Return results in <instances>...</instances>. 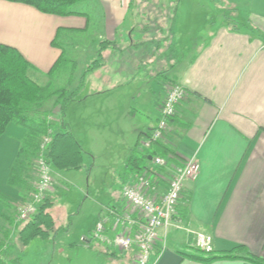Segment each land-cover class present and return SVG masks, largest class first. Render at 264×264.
Listing matches in <instances>:
<instances>
[{
  "label": "crops",
  "instance_id": "obj_1",
  "mask_svg": "<svg viewBox=\"0 0 264 264\" xmlns=\"http://www.w3.org/2000/svg\"><path fill=\"white\" fill-rule=\"evenodd\" d=\"M221 1L234 7L238 19L243 17L244 21L235 27L221 24L207 29V25H201L199 29L206 30V34L197 39L185 36L180 58L172 49L179 45L175 32L166 51L160 53L157 46V51L140 56L143 44L153 41L138 33V26L145 23H140L137 13L134 22L126 27L132 0H98L103 19L101 30L96 33L95 53L98 55L102 41L119 43V47L104 52V73L116 79L113 73L123 76L135 69L145 72L141 91L133 100L138 99L137 108L145 113L146 120L134 123L137 108L133 109L130 102L125 106L120 103L122 88L130 85L132 79L114 82L105 76V86L96 87V100L92 101L99 114L110 113L108 117L105 114L104 124L123 127L124 135L133 134L134 149L138 148L141 139L157 127L170 86L180 85L187 92L162 142L171 150V166L160 170L159 176L167 188L175 168L190 159L199 161L201 171L197 180L186 184L179 217L167 232L166 248L160 240L150 264H254L245 259L202 263L186 258L185 254L195 252L199 233L213 237L214 255L234 254L264 261V0ZM89 28L90 18L82 12L47 15L28 5L0 0V44L17 49L35 68L30 76L42 86L50 82L49 73L61 57L67 59L59 38L63 34H85ZM124 30H128L127 35ZM127 50L137 54L134 69L124 55ZM114 59L119 62L115 70L109 65ZM98 70L92 73L99 74ZM90 93L93 95L92 90ZM66 126L76 137L71 125ZM26 133L24 128L11 124L0 138V192L12 203L10 211L15 213L24 198L9 185V175ZM63 173L71 172L52 173L55 186L47 200L52 204L50 212L56 223L61 215L66 224L68 211L59 207L54 210L51 201V196L60 190V183L67 181ZM135 183L134 177L129 184ZM125 207L121 197L119 204L107 208L106 213ZM6 212L0 204V230L5 226ZM137 230H133L134 234ZM123 231L117 227L110 234ZM109 252L124 258V264H131L135 254Z\"/></svg>",
  "mask_w": 264,
  "mask_h": 264
},
{
  "label": "rangeland",
  "instance_id": "obj_2",
  "mask_svg": "<svg viewBox=\"0 0 264 264\" xmlns=\"http://www.w3.org/2000/svg\"><path fill=\"white\" fill-rule=\"evenodd\" d=\"M131 8L132 12L126 27L134 22L133 17L137 13L140 23H145L143 26H138V33L143 34L145 39L153 41V43L147 44L145 42L143 44L144 48H141L140 56L143 54L146 56L147 53L157 51V46L160 53L166 51L170 41L174 38L172 34L175 32L177 35L174 39L179 42V45L173 46L172 49H174L176 56L182 57L185 36L197 39L206 34V30L199 29L201 25H207V29L221 24H229L235 27L239 22L244 21L243 17L238 19L234 7L221 0H132ZM73 9L89 16L90 28L85 34L79 33L76 36L63 34L59 38V42L66 52L67 62L50 77L49 83L52 85L51 91L65 89L67 94L59 105L55 104L57 97L51 98L46 102L44 110L50 112L54 121H58L57 123L53 122L50 136L63 131L60 123L71 125L78 142L86 152L84 156L85 167L81 172L63 173L62 175L66 176L67 181L61 182L60 190L51 196V201L54 203L53 209L59 207L67 210V218H69L65 224L61 215H58L56 227L60 232L56 237L48 240H34L26 248L19 244L18 230L10 228L8 221H5L4 227L12 231V236L2 256L6 260L20 257L22 264L125 263L124 258L113 256V253L109 252L111 249L96 242L87 244L82 241L83 238L89 237L90 233L102 221L106 209L119 204L125 186L133 180L135 171L129 170L126 165L133 153L130 150L134 149L136 139L133 134L124 135L123 127L120 129L113 125L106 126L104 123L110 113L99 114L95 110V104L92 103L96 100L95 97L93 98L96 96L93 94L97 92L96 87L105 86L107 81L105 76L111 75L105 74L103 67L100 70L97 69L99 74L94 75L93 71L87 72L88 67L98 56L95 53V40H97L96 37L98 38L96 33L102 27L103 12L100 4L98 0H82ZM143 27L147 28L141 29ZM127 33L128 30L126 35ZM116 47H119L118 42ZM125 52L124 55L130 61L128 62L129 67L131 69L136 68L134 57L137 54L129 50ZM113 63L109 64L110 68L114 70L116 67L119 68V62L116 59L113 60ZM112 75L116 78L110 76L114 82L132 79L130 85L122 88L120 103L125 106L130 102L132 108L136 109L138 99H133L141 91V80L145 72H139L135 69V72L123 76L118 73ZM76 90H78L77 96L82 93V97L70 98V94ZM91 90L93 95L89 94ZM66 98H68L67 101ZM62 106H64V114L66 115L64 119L60 113ZM136 116L137 118L134 119L136 124L146 120L145 113L141 109H136ZM121 131L122 133H120ZM143 139L145 137L141 141ZM51 170L52 173L56 172L52 166ZM37 179L38 175L35 169L32 172L34 185ZM161 188L164 189L165 185L161 184ZM10 205L12 206L11 202ZM5 215L15 225H23L17 221V213L7 210ZM2 233H4V229ZM194 250L195 252L199 251L196 245Z\"/></svg>",
  "mask_w": 264,
  "mask_h": 264
},
{
  "label": "trees",
  "instance_id": "obj_3",
  "mask_svg": "<svg viewBox=\"0 0 264 264\" xmlns=\"http://www.w3.org/2000/svg\"><path fill=\"white\" fill-rule=\"evenodd\" d=\"M11 3H20L34 7L39 12L47 15L70 16L76 14L73 7L82 0H4ZM234 27V26H233ZM56 46V42H53ZM116 42L102 41L99 44L97 59L88 67L87 71H94L103 66L104 52L109 48L116 47ZM67 62L61 59L51 69L53 74ZM35 68L15 48L0 44V138L6 133L11 124L24 128L27 133L21 141V147L17 159L11 168L9 185L20 191L24 200H27L34 190L32 172L37 170V160L43 157L55 170L60 172H79L85 167V150L78 142L68 127L60 123L63 131L50 136L54 121L49 111L44 110L46 102L57 97L56 105L64 99L65 89L51 91L52 85L45 86L37 83L31 76L30 71ZM78 90L70 94V98L76 97ZM68 98L65 100L67 101ZM64 115V106L61 107ZM49 139V143L43 150V142ZM171 150L162 142H156L150 150L141 152L137 147L129 158L127 168L134 172L137 179L142 173L149 171L150 158L155 156L166 157ZM0 204L10 210V201L0 192ZM52 204L46 199L39 207L38 213L32 220L22 226L15 225L13 221L3 215L8 221L10 228L18 230L20 246L27 247L34 240H48L54 238L60 232L57 223L50 212ZM185 211V210H184ZM10 221V222H9ZM4 229V233L2 230ZM2 235V237H1ZM12 231L5 227L0 230V264H21V258L8 261L2 254L9 243ZM91 247V246H90ZM108 251V250H107ZM185 257L202 263H212L218 260L245 259L254 264H264V261L254 257H239L234 254L214 255L205 254L201 251L185 254Z\"/></svg>",
  "mask_w": 264,
  "mask_h": 264
},
{
  "label": "built area",
  "instance_id": "obj_4",
  "mask_svg": "<svg viewBox=\"0 0 264 264\" xmlns=\"http://www.w3.org/2000/svg\"><path fill=\"white\" fill-rule=\"evenodd\" d=\"M186 96L187 92L182 86H170L162 103L157 127L139 144L141 152L150 150L156 142L164 141L169 132L170 121L177 115L178 107ZM48 143L49 139H45L43 150ZM172 159L171 155L152 157L149 171L138 176L135 184L125 186L122 198L126 207L119 212L109 210L90 236L82 241L87 244L96 242L118 253L134 251L131 264H150L155 246L160 240L163 242V249L166 248L167 232L179 217L178 209L186 184L197 180L201 171L197 159L181 162L163 191L159 171L170 167ZM36 172L38 179L34 190L17 207V221L23 224L33 219L54 187L51 166L43 157L37 160ZM117 227H122L124 231L111 235L110 232ZM135 228L138 230L134 234ZM196 246L205 254L213 253V237L197 234Z\"/></svg>",
  "mask_w": 264,
  "mask_h": 264
},
{
  "label": "water",
  "instance_id": "obj_5",
  "mask_svg": "<svg viewBox=\"0 0 264 264\" xmlns=\"http://www.w3.org/2000/svg\"><path fill=\"white\" fill-rule=\"evenodd\" d=\"M152 160V158H150V161Z\"/></svg>",
  "mask_w": 264,
  "mask_h": 264
}]
</instances>
